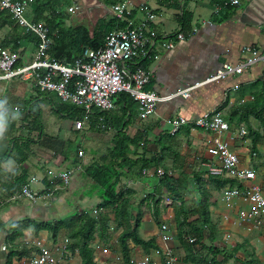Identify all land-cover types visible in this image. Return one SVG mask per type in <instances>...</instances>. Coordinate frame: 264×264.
Instances as JSON below:
<instances>
[{"label": "crops", "instance_id": "1", "mask_svg": "<svg viewBox=\"0 0 264 264\" xmlns=\"http://www.w3.org/2000/svg\"><path fill=\"white\" fill-rule=\"evenodd\" d=\"M132 3L131 18L139 21L144 17V11L140 6L144 3L155 14L153 25L163 38L180 29L178 17L184 11L191 13L190 31L186 38L179 41L172 49H166L162 46L163 42H158L156 52L141 63V68L147 70L151 76L146 86L147 89L159 96H168L204 81L212 70L225 62L235 63L242 60L246 55L243 52L244 46L250 45L260 50L264 48V8L261 7L264 5V0H254L245 8H242V0H238V4L233 5L232 15L222 21L217 19L218 15L215 10L219 5L213 0H132ZM105 6V17H112L108 12L109 6L107 5L106 8ZM66 25L76 27L85 24H71L66 19ZM20 29L18 32L22 35L23 29ZM8 35H11L10 27L0 28V42ZM18 50L21 54V62L26 63L32 59L35 45L28 39L23 40ZM263 76L264 63L259 62L240 75L229 76L224 80L198 86L190 91L188 97L175 96L165 102H159L155 112L144 120H141L137 115L136 103L125 98V100H130L127 101V104L132 110L124 112V109L115 104L114 109L109 112L114 127H110L108 133L114 140L113 135L116 136L117 128L120 127L119 129H122L129 138L141 137L140 145L145 149L136 151L138 154H135L136 146L129 144L127 154L131 159L152 158L163 145L167 147V153H169L170 147L177 148L181 158H188L190 162H193V158H198L197 167L200 168V172H203L201 174L203 181H207L209 170L219 166V163L207 152L211 135L188 126H183L175 135H160L164 121L174 116L193 119L205 112L216 110L222 113L231 126H250L261 132L260 122L257 119L251 114L241 119V115H244L246 105L255 100L256 91ZM125 100L122 102L124 107H126ZM61 102L54 93L41 92L27 81L13 79L7 85L4 81H0V114L3 115L4 126V131L0 133V264H7V254L11 250L2 251V245L15 244L14 246L19 252L22 251L20 248L24 241L49 236L47 230H35L33 226H21L25 219L33 221L53 219L51 218L53 216L47 215L57 210V213L54 214L56 215L55 220H63L59 217L60 212L62 213V210L69 207L63 196L70 194L64 192L65 189L57 190L58 186L56 188L54 185L57 180H51L49 171L60 172L75 168L78 166L74 164L75 159H78L79 162L83 161L84 165L89 164L93 159L68 157V144L75 141V137L80 136L81 132L85 135L82 136L79 143H84L87 135L92 133L88 132L91 123L89 122L87 125L85 123L82 130L76 129L74 121L77 118L72 119L66 111L62 110ZM17 106L19 110L15 111L14 107ZM34 114L38 116L42 128L41 134L38 133L36 125L32 122ZM93 119L91 121L94 125H98V120ZM112 132L113 134H111ZM227 139L231 149L238 154L242 165L256 171L255 182L264 193V137L258 141L254 149L248 135L242 138H233V136L227 135ZM25 141L29 143L27 150L26 145L24 146ZM114 141L115 145L117 139ZM15 144H18L20 149L26 152L23 155L25 157L18 152L19 148ZM35 150L47 157L34 158ZM124 168L123 171L126 174ZM123 171L121 176H123ZM173 176L181 177L183 188H181L180 194L184 199L183 206L186 210L192 209L199 198L198 190L187 188L186 178L179 171ZM80 177V171L73 174L70 184L72 193L76 192ZM151 179L148 178L146 187L149 192L154 193L157 183ZM155 179L158 181V178ZM189 183L193 187L194 183L191 181ZM23 185H29L33 190L43 193L55 188L53 198L47 200L45 204L44 202L32 203L24 198H13ZM129 187L134 189L132 186ZM206 187L212 194L209 214L211 223L216 227L218 238L211 242L206 235L201 243L206 246L213 245L224 254L234 255L232 258L224 259L220 253L217 254L216 260L222 264H243V262L264 264V223L255 226L252 222L240 220L237 215L238 206L227 207L220 199L221 190H215L208 184ZM192 191L197 197L194 204L187 201L188 197H193V193L187 196V193ZM185 192L187 193L185 194ZM80 193L78 203L82 205L78 207V203H76V209L88 211L89 207L95 203V199L91 195H87V192L80 191ZM145 197L143 200L145 206L139 204L138 208L135 207L132 210L133 215L139 213L140 216L138 234L143 240L153 239L158 245V224L152 218L153 215L150 213V208L147 207V198L145 199ZM46 209L53 212H47ZM173 214L175 217L174 211ZM91 216L94 217L92 214ZM112 217L110 216V219H113ZM195 218L196 216H191L190 220ZM227 234L231 235L228 240L225 239ZM118 236L119 232L115 236H111L110 239L114 241L113 245L117 248L116 252L119 253L103 255L93 252L95 264H126L123 254L119 251ZM173 246L175 252L180 256V264H194L189 259H187L188 261L184 260L186 252L177 237ZM235 248L236 251H234ZM142 252L145 250L140 245L130 243L131 259H138ZM71 253L69 264H81L79 251L74 250ZM197 253H203L204 257L208 258L206 252L197 251ZM14 256H12L10 264H16V260H12Z\"/></svg>", "mask_w": 264, "mask_h": 264}, {"label": "built area", "instance_id": "2", "mask_svg": "<svg viewBox=\"0 0 264 264\" xmlns=\"http://www.w3.org/2000/svg\"><path fill=\"white\" fill-rule=\"evenodd\" d=\"M34 2L35 0H0V11L7 12L15 25L37 38L32 59L26 63L21 62L19 50L0 48V81H4L6 85L13 79L27 81L39 91L52 92L60 101L81 108L82 116L74 121V127L78 130H82L84 124L93 118L98 120L99 125L104 126L103 118L97 113L111 112L115 107V96L120 93H125L136 103L137 115L144 120L155 112L159 102H165L175 96L188 97L190 91L198 86L240 75L253 65L264 63V48L260 50L247 45L243 47L246 55L242 60L235 63L225 62L212 70L204 81L168 96H159L147 89L151 76L147 70L141 68V63L156 52L158 42H163L162 46L166 49H172L186 38L188 32L180 31L163 38L153 25L155 14L144 3L140 5L144 17L135 21L131 18L132 0H120L108 8V12L119 24L105 36L103 46L98 49L86 48L72 63H64L51 56L52 36L49 35L45 24L34 21L30 14ZM228 3L237 5L238 0H229ZM218 10L219 6L215 12ZM69 11L73 12V9L69 8ZM261 81H264V76ZM14 110L18 111V106L14 107ZM183 126L199 129L211 135L207 152L219 166L212 167L209 170L210 174L224 175L235 181V185H226L222 188L221 201L229 208L238 206L237 215L240 220L252 222L255 226L264 223V193L255 182L256 171L242 165L238 154L231 149L227 139V135L233 138L247 136V128L244 125L231 126L220 111L212 110L193 119L169 117L164 121L160 135H174ZM77 153L82 156L83 150L79 149ZM79 170L80 167L76 166L57 174L49 171V175L51 180L58 179L68 185L73 174ZM142 173L157 178L171 175L160 166L154 169L144 168ZM54 190L55 188L43 193L33 190L29 185H23L13 198H24L32 203L45 204L52 198ZM159 197V244L149 251L142 252L138 259L130 258V264H180V257L173 246L176 235L170 228L174 205H179L180 202L167 193H162ZM102 209L95 208L92 215L104 212ZM110 225V230H113L112 221ZM230 238V234L225 236L227 240ZM194 240L193 236L187 237L188 242ZM69 243V239L53 238L50 234L47 238H31L21 245L20 249L26 250L25 254L14 256L12 260H16V264H69L72 256L68 248ZM113 243L112 239L107 244L95 240L92 248L95 254L119 253L116 252L117 248ZM14 245L4 244L1 250L16 249Z\"/></svg>", "mask_w": 264, "mask_h": 264}, {"label": "trees", "instance_id": "3", "mask_svg": "<svg viewBox=\"0 0 264 264\" xmlns=\"http://www.w3.org/2000/svg\"><path fill=\"white\" fill-rule=\"evenodd\" d=\"M108 6H111L116 1L105 0ZM217 5H219V10L217 11L218 20L222 21L229 18L232 15L233 5L228 3V0H213ZM58 1L47 0L45 2L41 0H35L31 5V15L34 21H41L47 27L49 35L52 36L53 45L50 49V54L53 58L60 60L64 63H72L76 57L82 54L83 50L86 48L98 49L103 46L105 41V36L114 29L119 23L115 17H107L99 21V23L93 28L90 33L89 28L85 25L80 26H68L66 25L67 16L64 10L60 7ZM178 22L180 29L177 32H189L191 13L184 11L179 17ZM8 24H13L16 29L15 32H11V35L6 36L0 42V48H10L11 50H18L21 42L23 40H30L34 45H36L37 38L31 33H25L20 27L15 25L7 12L0 11V28L8 26ZM122 25V23H120ZM23 31L20 35L19 30ZM22 53V52H21ZM144 62V61H143ZM125 93H120L115 96V104H118L124 112L132 110L127 101ZM130 99V98H129ZM126 101V107L123 106V101ZM62 110L66 111L67 114L72 119H78L82 116V109L73 106V104L61 102ZM249 108V110H247ZM251 114L255 119L260 122V129L254 130L250 126H246L247 135L251 139L253 144V149L264 137V81L259 82V86L256 91V98L254 101L246 105L244 115H241V119ZM97 115L103 118V122L106 125L114 127L112 124V117L109 112L97 113ZM32 122L36 125L38 133H42V128L38 120L37 115H32ZM94 120V119H93ZM122 121V119H121ZM240 121V120H239ZM97 122V121H96ZM92 126H94L93 121L90 120ZM117 128V142L115 143L113 149L111 150L112 158H104L105 164L99 163L96 166L89 165L84 169V175L93 181L100 189L101 201L98 203L100 208H110L113 212V220L107 214L101 213L99 218L86 217V211L76 214L75 218L78 220H83L82 225L75 230L70 235V243L68 248L71 251L78 250L81 257V264H95L93 262V248L92 243L95 241V234L100 237V242L109 243L110 233L109 229L111 227L110 223H114L115 230L121 229L117 241L119 243V251L123 254V258L126 264L129 263L130 259V243L135 245H140L145 251H149L156 247L155 241L143 240L138 234V226L140 221L139 213L135 216V221L132 222L133 217V203L131 197L135 194V190L132 188H120L116 189L119 184L120 177L122 175L123 168L125 166L135 167L140 164L142 167L156 168L157 164L165 159L167 154V147L162 146L158 149V153L152 158H135L131 159L127 151L129 149V144L135 145L136 148L139 147L141 143V137L134 136L129 138L124 134L122 129ZM166 135V134H164ZM169 135V134H167ZM28 141V140H26ZM25 141L24 146L26 150L29 149V143ZM18 141H15V143ZM19 148L18 152L22 156L26 154L20 149L18 144H15ZM8 155V153H6ZM78 153H76L77 157ZM25 157V156H23ZM151 168V169H153ZM194 180L196 188L199 193V198L195 206L186 210L183 206L182 195L180 194L181 188H183V183L181 177H175L173 174L164 175L162 178H158L157 185L155 187V192L146 194V198H151L153 200V218L157 224H159V210L157 207L159 196L162 193H167L174 197L180 202L179 205L175 207V217L180 218L177 226V231L175 235L186 252L184 258L185 261H192L194 264H222L216 260V255L221 254L224 259L232 258V254H224L223 251L218 250L217 247L210 245L206 246L201 243V240L207 235L211 242H214L218 238L216 233V227L210 221L209 208L212 204L211 198L212 194L206 187V184L211 185L215 190H222L226 185H235V181L231 180L224 175H213L208 173L207 181H203L200 173L194 174ZM22 184V182H20ZM144 199H142L143 201ZM191 216H196L195 219L190 220ZM74 218V219H75ZM72 219L71 221H74ZM25 226H33L35 230H47L51 237H57L58 230L65 224L64 220H59L58 222H35L29 219L24 220ZM133 223V224H131ZM193 236L195 240L193 242H188L187 237ZM237 249L235 248L234 251ZM197 251H202L207 253V257H204L203 253L198 254ZM26 250L19 251L16 249L9 250L7 254V264H10L11 258L14 255L25 254ZM198 254V255H197ZM241 262V261H240ZM243 264H249V262H243Z\"/></svg>", "mask_w": 264, "mask_h": 264}, {"label": "rangeland", "instance_id": "4", "mask_svg": "<svg viewBox=\"0 0 264 264\" xmlns=\"http://www.w3.org/2000/svg\"><path fill=\"white\" fill-rule=\"evenodd\" d=\"M43 2L47 1V0H41ZM53 0H50V2H52ZM54 1H58L62 10H64L66 16H67V21L68 23L71 24H85L90 31H92V29L99 23V21L106 19L107 17H105V12H104V6L105 8L107 7V3L105 0H54ZM116 2H119L120 0H113ZM254 1V0H242V8H245L246 6H249L250 3ZM99 4H102V6H99ZM262 8H264V5L261 6ZM69 8L73 9V12L69 11ZM8 27H10L11 32H15L16 29L14 28L13 24H8ZM89 124V123H88ZM87 125V123H86ZM110 125H104L101 126V124L99 125H90V128L88 129V132H92L90 134L87 135V139L85 140L84 143H79L81 141V138L83 135H85L84 133H80V136H76L75 137V141H73L72 143L68 144L67 150H68V157L71 158H93L90 161V165L92 166H96L99 163H103L105 164L106 161L105 159L102 160V158H112V154H111V150L114 147V140L117 139V137L115 135H113L114 140H112V136L109 135V131H110ZM95 133V134H94ZM100 134V135H98ZM113 134V132L111 133ZM175 135V134H174ZM84 137V136H83ZM139 147H135L134 148V152L135 154H138V152L136 151H142L143 149H145V147L143 148L142 145H138ZM142 147V148H141ZM79 149L83 150V155H77L76 154L78 152ZM169 155H166L165 159H163L162 161H160L157 166H160L163 168L164 171L174 174L176 172L179 171V173L183 174L186 178V186L188 185L187 188L190 189H197L196 188V184L195 182V178H194V174L195 173H200L202 174L203 172H200L199 169L197 167L199 161L198 158H193V162H190V160L188 158H181V154L179 153V151L177 150V148H172L170 147L169 149ZM74 153V155H73ZM33 157L34 158H46L47 156H45V154H41L40 151L35 150V152L33 153ZM83 162V161H82ZM81 161L79 162L78 159H75L74 164L78 165L80 167V173H81V177L79 178L78 182H77V189L76 192L72 193V187L70 186V184L65 185L63 184L61 181H59L58 179H54L57 180L54 184L56 185L55 187L58 189L59 191L64 190V192H66L67 194H70L68 196H63L64 199H66L67 204H69V207L67 206L66 209H64V211L62 210V213L60 212L61 215H59V217L61 219L64 220L65 224L58 230V234L57 236H60L61 238H66L70 240V235L77 230L83 223V221L86 220V218H84L83 220H78L75 218L76 214L83 212L81 210H77L76 207L81 206V203H78V198L81 195L80 191H84V193H86L87 195H91L94 199H95V203H93L92 206L89 207L88 211H86V217H92V210H94L95 208H99L98 207V203L101 201V192L100 189L97 187V185L95 183H93V181H91L90 179L86 178L84 175V169L87 167V165H84ZM156 166V167H157ZM127 167V168H126ZM124 168V170L126 171V174H124L123 171V176H121L119 184L116 186V189H120V188H131L129 186H132L135 190V194L132 195V203H133V209L136 207L138 208L139 204H143L144 205V201H142V199H144V196H146V194L151 193L149 192V190L147 189V185L146 182L149 181L148 178H152L151 180H155V182L157 183L158 181L155 179L157 177L155 176H147L144 175L142 173V169L144 168H153V166L151 167H142L140 164L136 165L135 167H128L126 166ZM154 169V168H153ZM55 174H57L58 172L52 171ZM190 175V176H189ZM125 176V177H124ZM124 177V178H123ZM52 180V181H54ZM189 181L193 182V187L191 186L192 184L189 183ZM58 183V184H57ZM192 187V188H191ZM61 189V190H60ZM194 189V191H195ZM80 190V191H79ZM187 192H185L186 194ZM192 192L187 193L188 195H192ZM86 195V196H87ZM98 195V198H96ZM96 196V197H95ZM160 196V195H159ZM159 196H155V198H160ZM89 197V196H88ZM53 198V196H52ZM90 198V197H89ZM97 199V200H96ZM146 199V197H145ZM184 199H182L183 201ZM191 200V201H190ZM194 200V201H193ZM197 200V197L195 196V192L193 193V197H188L187 201L188 202H193V204L195 203V201ZM147 207L150 208V213L151 215H153V208L154 205L152 204L153 200H151V198H147ZM159 202V201H158ZM184 202V201H183ZM76 203L77 206H76ZM177 206V204L174 205V212H175V207ZM158 207V204H157ZM101 208V207H100ZM104 212H99L98 215H95L94 218H99V215H101V213L107 214L109 217L113 216L112 218H114L113 212L111 211L110 208H103L102 209ZM158 212H160V209L158 207ZM47 212H53L50 211L49 209H46ZM44 213V212H43ZM56 212L51 213L50 215H47L53 219H45L42 221H35V222H50V223H54V222H58L59 220H55V216L54 215ZM90 213V214H89ZM135 216L133 215L132 217V222L135 221ZM75 218V219H74ZM153 218V217H152ZM42 219V217H41ZM72 219H74V221H71ZM51 220V221H50ZM180 218L177 219L176 217L173 216V218L171 219V230L173 231V233L175 234V231H177V226H178V222H179ZM33 221V220H32ZM23 224L21 226L25 227V223L24 221L22 222ZM133 224V223H131ZM110 236H115L117 234V232H121V229L118 228V230H115V228L113 230H110ZM95 239L100 240V237H98L97 234H95ZM119 246V243H118ZM120 247V246H119ZM180 257V256H179Z\"/></svg>", "mask_w": 264, "mask_h": 264}, {"label": "clouds", "instance_id": "5", "mask_svg": "<svg viewBox=\"0 0 264 264\" xmlns=\"http://www.w3.org/2000/svg\"><path fill=\"white\" fill-rule=\"evenodd\" d=\"M4 131V126H3V115L0 114V133Z\"/></svg>", "mask_w": 264, "mask_h": 264}, {"label": "bare ground", "instance_id": "6", "mask_svg": "<svg viewBox=\"0 0 264 264\" xmlns=\"http://www.w3.org/2000/svg\"><path fill=\"white\" fill-rule=\"evenodd\" d=\"M74 106V105H73Z\"/></svg>", "mask_w": 264, "mask_h": 264}]
</instances>
